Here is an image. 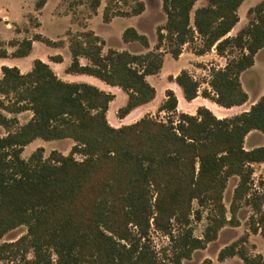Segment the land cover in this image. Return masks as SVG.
<instances>
[{
    "label": "trees",
    "instance_id": "1",
    "mask_svg": "<svg viewBox=\"0 0 264 264\" xmlns=\"http://www.w3.org/2000/svg\"><path fill=\"white\" fill-rule=\"evenodd\" d=\"M196 1L161 0L166 21L156 27L157 41L145 53L114 48L104 52L105 41L94 31L71 34L72 60L65 71L90 74L123 89L128 97L117 110L122 118L155 97L156 88L146 76L160 72L165 52L177 58L185 44L199 40L194 49L198 55L213 48L219 55L238 53L227 58L224 67L211 70L209 88L201 91L187 69L169 78L187 101L200 94L225 108L244 104L248 93L240 77L264 48V0L247 10L249 22L235 35L229 32L240 19L238 8L244 0H207L194 9ZM46 2L36 0V9ZM84 2L93 12L101 4ZM126 3L107 0L104 21L145 9L143 0H134L129 10L122 7ZM122 39L149 47L148 36L132 26L123 30ZM33 40L63 43L38 33L7 43L0 40V57L28 55ZM7 44L15 49L8 52ZM80 57L89 63L82 64ZM51 60L60 62L62 57ZM1 71L0 125L6 133L0 136V237L19 226L27 231L0 243V264H183L217 239L222 228L239 224L236 214L242 200L253 209L251 230L264 235V192H252L253 164L264 162V145L245 147L251 131L264 133V94L249 109L218 117L206 106H198L195 114L179 112L177 96L168 88L157 108L166 120L144 115L114 127L106 116L114 98L110 92L62 80L41 59H34L27 73L7 65ZM27 110L32 116L20 124L17 114ZM36 138H71L75 143L68 154L54 149L44 157L39 146L29 158L22 157L24 147ZM234 176L238 181L227 216L224 191ZM204 211L208 223L203 235L196 236L192 222L201 220ZM151 230L170 240L163 256ZM235 255L245 264H264V255L249 254L240 240L221 248L218 259ZM210 263L209 258L202 262Z\"/></svg>",
    "mask_w": 264,
    "mask_h": 264
},
{
    "label": "rangeland",
    "instance_id": "2",
    "mask_svg": "<svg viewBox=\"0 0 264 264\" xmlns=\"http://www.w3.org/2000/svg\"><path fill=\"white\" fill-rule=\"evenodd\" d=\"M17 1L18 0H0V11L2 10L3 12H5V6H8L10 8L9 13L11 19L21 21L22 13L20 12L21 11L20 6ZM78 1L79 0H62L60 4V8L64 9V11H68L70 9H73L74 8L73 6H75ZM259 1L260 0H250L248 2L257 3ZM54 2L55 0H52L50 2L49 7H52ZM203 2L205 3L207 2V0H200V2L197 4H201ZM80 3H84V4L76 7L75 9L76 13L73 14V18L79 19L80 22H83L85 18V14L88 13V9H87L88 4L84 2V0L81 1ZM103 3H105L106 5L107 0H104ZM133 4H134V0H128V3L122 4V7L126 10H129ZM195 8L196 7H194V9ZM247 10L243 8L240 11L239 13V16L241 18L240 23L236 27V29H233L229 33V35H235L242 27L247 25L250 19L249 15L247 14ZM3 12H0V17H2V15L4 14ZM162 12H163L162 9L159 10L156 8L148 11V13L142 16H135L131 18L118 17L108 24L103 23V21L100 19L99 21H95L92 27L108 42V43L105 42L104 52H106L109 47H113L118 50L123 49L122 44L124 43L123 40L121 39V33L125 28V26L127 25L138 27L139 32L144 33L149 37H152V40L154 42L151 47L154 48V45L157 41V39H155L156 27L159 24H162V22H164L162 18ZM191 15H193V11ZM25 16H26V21L25 23H21L20 28L27 29L28 31L30 30L29 28H32L33 26L37 25L38 17H37V13H27L25 14ZM152 24L154 26H152ZM239 26L240 29H238ZM41 29L45 35L55 39L57 37H62V35L60 36V34L63 33L64 26L62 22L52 21L49 19V17H47V15H44L43 26ZM64 33L65 34H64L63 42L65 43L68 42L70 35L76 32H72L71 29H67L65 30ZM11 36H13V31H10L6 28L4 21H0V37L5 39ZM197 44H200L199 40H197L195 43L185 44L182 50L186 52L182 56V59H185L183 65L186 66V69L193 76V78L199 82L200 84L199 90L201 91L204 88H209L207 81L210 78L211 70L213 68L224 67L227 58L233 57L238 53V51L228 50L225 55H218L214 49H211L210 51L204 53L203 56L196 57L194 55L196 54L194 52V49L197 46ZM41 45L44 46L43 43H41ZM63 45H64L63 48L59 51L61 52V54L65 56L66 60L70 59L71 57L70 51L68 50L67 47L65 48V44ZM138 48H142V46L137 42L135 43V45L131 46V49L133 51H138L139 50ZM162 50H164V46L162 47ZM187 51L193 52L194 54L187 53ZM173 65H174V59L169 54V57L166 59L165 62L164 70L160 74L154 77H150V80L151 81L159 80L158 85L163 86L161 81L163 76L162 74L167 73L169 75H172L176 73L179 69V67L174 68ZM240 79L243 88L248 93V100L240 106H234L228 109H222L221 113H216L217 116L218 115L220 117L231 116L236 113H240L244 110H247L256 100H258V98L262 94H264V48L261 49L255 55V62L253 66L250 67L248 70H246L244 73H242ZM184 103L189 104L192 107V109H186L187 111H183L184 108L182 106V101H181L178 111L195 114L196 112L195 106L198 104V101H193L192 103L185 101ZM30 114L31 111L24 112L22 114L18 113L17 118L19 120V123L20 124L25 123L29 119ZM151 116L162 120L167 119V116L164 112L157 113V110H155L151 114ZM5 133L6 130L0 125V136L4 135ZM74 143H75L74 140H72L71 138L57 139V140H44L42 138H36L31 143H29L24 147L22 152V157L26 159L29 158L30 154L39 146H42L44 148V157L49 156L50 152L54 149L60 151L63 154H68ZM259 145H264V133L258 130L251 131L245 139V147L250 148ZM75 157L77 159L82 158L80 154H75ZM253 168H254V173L252 176L253 178L252 192L256 191L259 194H261L264 192V162L254 163ZM237 181H238V177L236 176L231 177L224 191L223 200L226 207L228 208L227 216L231 215L229 208L232 200L233 190ZM262 207L264 209V201ZM252 214H253V209L251 204H248L244 200H242L236 214L237 218L239 219V224L236 226L227 225L224 228H222L218 233L217 239L210 242L206 248L195 250L192 253L190 259L183 260V264H202V262L206 258L210 259L211 261L210 264H245V262L238 255L227 257L224 260L218 259L219 250L236 240H240V244L247 250L249 254L255 255L261 253L264 255V235L260 231L254 233L251 230L250 219ZM207 223H208L207 211H204L201 220L199 221L193 220L192 222V226L194 228V235L202 236ZM26 231H27L26 226L16 227L8 231L2 237H0V243L14 241L23 234H25ZM150 237L153 241L156 250L159 252V255L163 256L162 254L163 248L167 247L168 244L170 243L168 236L164 235L159 231L151 230ZM243 237L244 240L241 239ZM29 256H32V254L30 253ZM10 264H21V263L19 261L14 260L10 262Z\"/></svg>",
    "mask_w": 264,
    "mask_h": 264
},
{
    "label": "crops",
    "instance_id": "3",
    "mask_svg": "<svg viewBox=\"0 0 264 264\" xmlns=\"http://www.w3.org/2000/svg\"><path fill=\"white\" fill-rule=\"evenodd\" d=\"M51 1L52 0H47V2L45 3V5L42 8L36 9V7H35L36 0H18L17 2L19 3V6H20V10H21L20 12L22 13L21 21L11 19V16L9 13L10 8L8 6H5V12H3L2 10L0 11V12L4 13L2 15V17H0V21H4L6 28L10 31H13V36H11L9 38H5V39L0 37V40L5 41L7 43L11 39L22 40L24 38H32L34 34L38 33V34H41V35H43V36H45V37H47L53 41H58V40L63 41L65 30L71 29L72 32L92 30V31H94V33L96 35H98L101 39H103L105 42H107V40L103 36H101L99 33H97V31L95 29H93L92 26H93V23L95 21H99L101 19L103 21V23L108 24V23H111L115 18H118V17L131 18V17H135V16L145 15L146 13H148V11H150L152 9H156V8L159 10L162 9L161 0H155L154 5H151L149 3V0H143L145 2V9L142 13H140L138 15H129V16L116 15V16H113L108 22H106L103 19V9H104L105 3H103L104 0H101V4L97 8L96 12H93L88 6V8H87L88 13L85 14V18H84L83 22H80L79 19L73 18V14L76 13V11H75L76 7L83 5L84 3H80L78 1L76 3V5L73 6L74 7L73 9H70L68 11H64V9L60 8V4H61L62 0H55L53 6L49 7ZM248 1H250V0H244L242 2V4L238 8V14L240 13V11L243 8L247 10L248 8L254 6L258 3V2L257 3H251ZM199 2H200V0H197L194 7H199V6H203V5L207 4V2L197 4ZM27 13H37V17H38L37 18V25L33 26L32 28H29L30 30H28V31H27V29L20 28L21 23H25V21H26L25 14H27ZM44 15H47V17H49V19L52 21L63 23L64 31L62 34H60V36L62 35V37H57V38L53 39V38L48 37L47 35H45L42 32L41 28L43 26ZM162 18H163V21L165 22L166 21V15L164 12H162ZM240 20H241V18L236 23V25L232 28V30L236 29V27L240 23ZM164 22H162V24ZM129 26L130 25H127V26H125V28L129 27ZM152 26H154V25L152 24ZM132 27H134V26H132ZM134 28H136L137 31L139 32L138 27H134ZM238 29H240V26ZM23 33H25V34H23ZM121 39H122V33H121ZM148 39H149V47H144L143 45H141L139 43L142 46L143 50H142V48H138L139 49L138 51H133L131 49V46L135 45V43L137 41H128V42L123 41L124 44H122L123 45L122 50H128L132 53H145L148 50L153 49V47H151V46H152L154 41L152 40V37L148 36ZM41 43H43L44 46H42ZM63 44H65V48L67 47L69 50V40H68V42H65V43L63 42L61 45H55V46L47 45L46 43L39 41V40H33L32 49L28 55L20 56V57H13V56L0 57V78L2 76V71H1L2 65L16 66L20 70L21 73H27L28 71H30L32 69L34 59H41L42 61L48 63L51 66V68L55 71L57 76L59 78H61L62 80H65L67 82L90 83V84H93V85L97 86L98 88H100L106 92L112 93L114 95V98L109 102V107H108V110L106 112V116H107L108 122L114 127H119V126L124 125V124L133 123V122L137 121L138 119H140L141 117H143L144 115H147V114L151 115L155 110H157L160 103L165 99V97H166L165 90L168 88L172 89L177 96V99H178L177 110L180 107L181 101H182V106L184 108L183 111H187L186 109H192V107L189 104L184 103L187 100L185 99V97L183 95V91H182L181 87L173 79L169 78V76H170L169 74H167V73L162 74L163 76H162L161 81H162L163 86L158 85L159 80H157V81H151L150 80V77H154V76L160 74L164 70L166 59L169 57V54H170L169 52H165V54H164V62H163V66H162L160 72L157 74L146 76L147 80L156 88L155 97L151 101L133 108L127 115L120 118L117 116V110L119 109V107L123 106L126 103L127 97H128L127 93L123 89H121L119 86L107 84L105 81H103V80H101L98 77H95L93 75L86 74V73H67L65 71V69L70 64V62L72 60V56L70 57V59L66 60L65 56L63 54H61V52L59 50H61L63 48V46H64ZM6 48H7L8 52H12L15 49V47L10 46L8 44L6 45ZM109 48H113V47H109ZM103 51H104V48H103ZM185 52L186 51L182 50L181 54L177 58L173 57L170 54V56H172L174 59L173 67L174 68L179 67L178 71L176 73L172 74L173 77H175L180 72L181 69H186V66L183 65L185 59H182V56L184 55ZM187 53L194 54L193 52H189V51H187ZM70 54H71V52H70ZM55 55H61L62 61L55 62V61L51 60V57L55 56ZM194 55L196 57L203 56V54H201V55L194 54ZM80 62L82 64H88L89 60L86 57H80ZM193 101H198V104L195 106V109H197L198 106H206L210 110H212V112L215 115H217L216 113H221L222 109H228V108H225L223 106H219L214 101H212L206 97H203L200 94L197 97H195L194 99H192L191 101H187V102L192 103ZM24 112H28V110L23 111L19 114H22ZM31 116H32V112L30 114V117ZM30 117H29V119H30ZM218 117H220V116L218 115ZM250 148H252V147H250Z\"/></svg>",
    "mask_w": 264,
    "mask_h": 264
}]
</instances>
